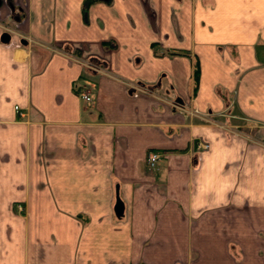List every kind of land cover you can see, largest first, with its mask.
I'll list each match as a JSON object with an SVG mask.
<instances>
[{"label": "crops", "instance_id": "crops-1", "mask_svg": "<svg viewBox=\"0 0 264 264\" xmlns=\"http://www.w3.org/2000/svg\"><path fill=\"white\" fill-rule=\"evenodd\" d=\"M0 264H264V0H0Z\"/></svg>", "mask_w": 264, "mask_h": 264}, {"label": "built area", "instance_id": "built-area-1", "mask_svg": "<svg viewBox=\"0 0 264 264\" xmlns=\"http://www.w3.org/2000/svg\"><path fill=\"white\" fill-rule=\"evenodd\" d=\"M1 1H9V0H1ZM82 97L84 99H86L88 102L92 101V97L90 94L86 93V92H82L81 93ZM210 148V145L204 141H199L198 143V149L199 151H206ZM163 154L162 152L158 151V150H152L148 153L147 155V166L148 169L152 172H154L157 169V165L160 161V159L162 158Z\"/></svg>", "mask_w": 264, "mask_h": 264}, {"label": "water", "instance_id": "water-1", "mask_svg": "<svg viewBox=\"0 0 264 264\" xmlns=\"http://www.w3.org/2000/svg\"><path fill=\"white\" fill-rule=\"evenodd\" d=\"M11 39V35L7 32H4L2 35V41L8 43Z\"/></svg>", "mask_w": 264, "mask_h": 264}, {"label": "trees", "instance_id": "trees-1", "mask_svg": "<svg viewBox=\"0 0 264 264\" xmlns=\"http://www.w3.org/2000/svg\"><path fill=\"white\" fill-rule=\"evenodd\" d=\"M198 70H196V78H197Z\"/></svg>", "mask_w": 264, "mask_h": 264}]
</instances>
